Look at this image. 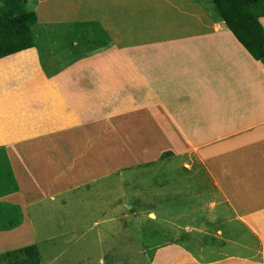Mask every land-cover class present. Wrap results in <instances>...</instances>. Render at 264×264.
Returning <instances> with one entry per match:
<instances>
[{"label": "crops", "instance_id": "obj_1", "mask_svg": "<svg viewBox=\"0 0 264 264\" xmlns=\"http://www.w3.org/2000/svg\"><path fill=\"white\" fill-rule=\"evenodd\" d=\"M32 2L34 10L38 4L50 5L47 0ZM116 2L60 0L58 15L51 13L50 17L58 16L61 20L40 25L37 20L35 31L34 26L31 28L34 46L0 58V166L8 167L6 174L11 183L7 185L0 178V254L34 244L40 264H60L57 262L60 250L51 249L53 227L45 229L51 219L48 222L34 219L40 211L51 210L48 203L66 189L88 184L100 174L110 176L117 168L124 167L127 162L124 156L119 152L103 155L108 149L98 144L108 133L127 131L132 117L138 118V125H133L139 127V132L154 138L160 157L165 151L178 154L189 148L194 151L193 140L187 134L196 131L194 138L204 142L197 153L208 163L220 189L231 200L241 195L237 197L239 203L255 186L231 165H237L240 152L250 148L252 142H258V133L264 136V105L250 104L254 94H259L258 84L252 82L251 91H234L227 79L231 71L240 70L241 66L264 73V63L250 56L223 21L209 17L203 6L191 0ZM116 4L138 6L136 29L131 28L136 20L131 11L112 13ZM170 15L172 18L166 19ZM120 20L124 25L122 37L118 34ZM259 21L264 28V17ZM91 22L98 24L109 37V41L105 40L109 42L106 47L92 49L73 26ZM54 56H60L63 61L66 58L64 65L52 66L48 59ZM19 64L23 70L21 83L6 75ZM46 66L48 70H44ZM54 68L60 70L59 75L56 76ZM31 80L41 83L34 92ZM176 93L180 94L177 99ZM41 94L45 100L38 107L35 98ZM114 94L118 101L127 100V105L117 109L111 104L107 113L101 112L99 106L105 100L113 101ZM228 95L233 99L230 103L222 98ZM206 101L214 109L207 105L209 113H197ZM176 102L186 104L176 108L184 109V119H179V112L171 110ZM226 123H229L227 128ZM199 132L209 135L200 136ZM143 142L137 140L136 145ZM70 148H76L78 155L73 157ZM126 160L130 162L129 158ZM52 165L57 167L52 174L44 170ZM246 168L251 171L249 166ZM257 196L250 198L252 204ZM54 203L59 212L63 206ZM28 209L34 217H30ZM251 214L248 219L252 220L245 224L252 231L258 227L262 232L263 223ZM56 218L52 221L59 228ZM57 240L58 236L55 244ZM152 264L256 263L241 257L201 263L183 247L171 244L155 254Z\"/></svg>", "mask_w": 264, "mask_h": 264}, {"label": "rangeland", "instance_id": "obj_2", "mask_svg": "<svg viewBox=\"0 0 264 264\" xmlns=\"http://www.w3.org/2000/svg\"><path fill=\"white\" fill-rule=\"evenodd\" d=\"M117 2L123 3L122 0H117ZM199 2L201 6L207 7L210 14L214 12L211 0H199ZM47 3L50 5L38 4L34 10L35 6L32 0H27V9L35 11L38 25L61 20L58 19V16L50 17L51 13L58 15L60 0H47ZM137 9L136 5L130 7L125 4H116L111 11L113 10L112 13L115 11L114 13L117 15L131 11V15L136 18L133 21L136 23L135 25L132 23L131 28L135 26L136 29L138 25ZM168 18H172L171 15L166 19ZM145 19L146 16L143 20ZM36 24H34V31ZM123 27L120 20L118 34L121 33ZM123 35L125 34H120L121 37ZM87 52L89 51L87 50ZM99 52L97 51V54ZM16 60L17 58L13 59V61ZM11 61L6 62L12 63ZM64 61L60 56L48 59L52 66L61 64L63 66ZM21 67L19 64V67H14V71L8 72L6 75L13 77L17 83H21L19 78L23 71H21ZM48 69L47 67L44 70ZM54 69L56 70L55 74L57 73L56 76L59 75L60 70ZM235 69L233 68V70ZM263 78V72H253L252 69L241 66L240 70L231 71V77L227 81L231 82L234 91L242 89L251 91L253 83L258 84L259 94L257 96L254 94L255 100L253 96L250 104L264 105ZM56 80L57 78L54 82L57 87L58 80ZM35 81L31 80L32 92L37 87H41V83L39 82L38 85ZM59 89L61 90V88ZM115 92L118 94L119 91ZM59 94L62 97V93ZM116 94L113 95V101H103V105L99 106L101 112H108L111 104H115L117 109H123L127 105V100L126 102L125 100L118 101ZM177 95L180 94L176 93L174 98L177 99ZM224 97L226 101L229 100V103L233 100L229 95L222 98ZM62 98L65 100L64 97ZM44 100L45 95L43 94L35 98L38 107ZM207 105L211 108L210 103L208 104L206 101L204 110L197 111V113L203 115L204 111L209 113ZM185 106L186 104L176 102L172 104V108L175 109L171 110L179 112V119H184L185 115L182 113L184 109L177 110L176 108ZM243 106L241 104V107ZM224 116L223 114L222 118H225ZM137 119L135 117L130 119L132 125L127 131L108 133L107 138L99 139L98 145L108 149V153L104 152L103 155L110 153L117 155L119 152L121 157L124 156V160L127 161L124 162V167L117 168L113 172L114 174H109L110 176L100 174L88 184L77 185V188L72 190L66 189L67 191L55 199L59 201L54 200L51 201V204L48 203L47 206L51 210L40 211L38 218L34 219L35 222L40 218L47 222L51 219V224L48 222L45 229L50 230L53 227L51 231L54 232V239L51 249L53 252L60 250L57 252L59 254L57 262L60 264H152L155 254L162 247L177 244L201 263L222 261L228 257H241L256 264H264V221L262 220L264 218V136L262 137L258 133V142L255 144L252 142L250 148L245 152H240L239 160L235 161L237 165H231L233 169L237 167L236 170H240V173L245 174L248 181L252 182L253 186L255 185L253 187L255 190L252 188L249 196L243 195L242 200L239 199L238 203L237 197L240 198L241 195L235 194L236 197L233 200L231 197H226L223 189H220L215 175L212 174V169L208 163L204 162L200 153H197L196 150L202 147L204 142L194 138L196 131L187 134L193 140L194 151L191 148L184 154L170 151L172 155L162 159L157 149L158 144L154 143V138L150 137V134L139 132V127L133 125V123L137 124ZM228 124H225L226 128ZM229 128L232 127L229 126ZM101 129L103 130L102 127ZM100 133L103 134L101 131ZM199 135L209 134L199 132ZM53 138L57 140V136H53ZM137 140H144L143 145H136ZM70 152L73 157L77 154L76 148H70ZM235 152L234 150V154ZM127 158L130 159V162L126 160ZM246 166H249L251 171ZM5 168V165L0 166V178L4 182L6 180V184L10 185V177L6 174L8 167ZM56 168L52 165L46 166L44 170L52 174L53 169ZM82 175L87 176L85 173ZM255 194L258 196L257 198L253 197L255 204H252L250 198ZM54 202H59L63 206L59 212L56 209L57 204ZM28 213L30 217L35 216L31 209H28ZM251 213L256 214L252 215ZM249 214L254 219L256 218L260 224L263 223L261 225L263 228L260 227L262 232L258 227L255 228L258 232L252 231L245 224L252 220V218L248 219ZM55 218L60 222L59 228L52 221ZM57 236L58 240L55 244ZM10 261H13L12 258L4 256L0 259V264H11Z\"/></svg>", "mask_w": 264, "mask_h": 264}, {"label": "trees", "instance_id": "obj_3", "mask_svg": "<svg viewBox=\"0 0 264 264\" xmlns=\"http://www.w3.org/2000/svg\"><path fill=\"white\" fill-rule=\"evenodd\" d=\"M199 4V0H191ZM214 12L204 6L205 13L224 22L236 40L256 60L264 63V28L259 19L264 17V0H211ZM27 0H0V58L34 46L31 31L36 23L35 11L27 9ZM78 34L92 47H106L110 40L96 23L73 24ZM170 151L160 158L171 156ZM2 255V256H1ZM12 258L11 264H40L36 245L25 246L0 254Z\"/></svg>", "mask_w": 264, "mask_h": 264}]
</instances>
